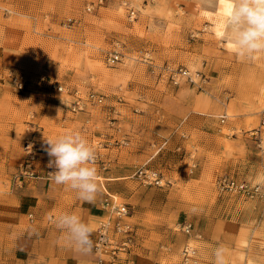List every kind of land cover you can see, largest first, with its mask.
<instances>
[{"label": "rangeland", "instance_id": "374dc122", "mask_svg": "<svg viewBox=\"0 0 264 264\" xmlns=\"http://www.w3.org/2000/svg\"><path fill=\"white\" fill-rule=\"evenodd\" d=\"M231 3L0 0L1 250L19 183L55 170L45 138L78 130L97 153L99 191L129 211L131 248L120 256L179 264L190 242L199 264H212L217 249L225 264H264V149L250 135L264 117V59L246 63L232 51L224 35ZM114 48L122 60L109 65ZM167 65L200 72L206 82L174 85ZM14 75L25 79L22 89ZM90 92L102 103L86 101ZM77 96L84 105L72 111ZM27 140L35 145L34 177L20 175ZM139 168L156 171L162 184H144L133 176ZM221 177L260 190H221Z\"/></svg>", "mask_w": 264, "mask_h": 264}, {"label": "crops", "instance_id": "0c3cea01", "mask_svg": "<svg viewBox=\"0 0 264 264\" xmlns=\"http://www.w3.org/2000/svg\"><path fill=\"white\" fill-rule=\"evenodd\" d=\"M17 192L8 206L5 225L9 228L3 233L0 264H108L107 259L99 262L94 250L85 255L69 246L55 219L62 211L77 213L92 226L95 243L101 222L112 219L102 203L106 193L114 196L111 191L100 189L95 199L87 202L76 194L67 196V186L42 175L24 179Z\"/></svg>", "mask_w": 264, "mask_h": 264}, {"label": "clouds", "instance_id": "9594fccd", "mask_svg": "<svg viewBox=\"0 0 264 264\" xmlns=\"http://www.w3.org/2000/svg\"><path fill=\"white\" fill-rule=\"evenodd\" d=\"M225 18V38L241 61L255 63L264 59V0H232ZM45 138V137H44ZM48 167L57 185L67 186L80 200L91 202L98 191L96 153L86 136L78 130H68L45 138ZM56 227L75 251L89 254L94 247L92 226L72 211H62L55 219ZM212 264H225L224 253L217 249Z\"/></svg>", "mask_w": 264, "mask_h": 264}, {"label": "built area", "instance_id": "2783aa9c", "mask_svg": "<svg viewBox=\"0 0 264 264\" xmlns=\"http://www.w3.org/2000/svg\"><path fill=\"white\" fill-rule=\"evenodd\" d=\"M100 2H102V0H98V3ZM86 8L90 10L91 6L87 5ZM133 15L134 11L129 8L128 16L130 18H133ZM106 60L109 65L120 62L122 60V53L118 49L114 48L110 52H108ZM164 70L168 75L169 81L174 85H177L182 81L197 88H202L204 83L206 82V78L200 72L190 71L184 66L173 67L167 65ZM11 80L14 85L18 87V89L23 88L25 79L22 75H14L11 77ZM53 87L58 90H62L63 88L62 86H57L56 84H53ZM85 98L86 101H89L92 104H101L103 100L102 95L93 92L88 93ZM85 100L77 96L76 100L73 102L71 110L78 111L82 109ZM221 121H224V118H221ZM250 135L258 139L260 142V148L264 149V117L260 119L259 125L250 132ZM117 143L123 144L127 142L122 139L120 142L118 141ZM24 151L25 157L24 163L21 167L20 175H24V177H34V161L36 158V151L33 141L27 140L25 142ZM133 176L139 178L144 184H162V179H160L156 171L139 168L134 171ZM218 187L221 190L233 189L247 194L257 193L260 190V188L257 186L248 187L246 182H238L228 177L219 178ZM102 203L103 207L109 212L112 219H108L106 221L101 222L98 228V238L94 243L93 250L98 255L99 262H104V260L107 259L108 264H134V261L128 258L127 256H120L121 253H123L124 255L129 253L131 248V238L129 236L131 227L128 221L126 220L129 215L127 206L125 205V203L116 202L114 196L108 193L104 197ZM111 228L115 232L125 235L123 240L118 241L117 239H113L109 234V230ZM182 230L188 235L191 234V224L185 222L182 225ZM199 263L200 261L197 248L190 242H186L180 250L179 264Z\"/></svg>", "mask_w": 264, "mask_h": 264}, {"label": "bare ground", "instance_id": "6f19581e", "mask_svg": "<svg viewBox=\"0 0 264 264\" xmlns=\"http://www.w3.org/2000/svg\"><path fill=\"white\" fill-rule=\"evenodd\" d=\"M221 23L220 22H214V24L212 25V29L214 31V33L217 35V36H220L221 34V27H220ZM190 67H193V65H189Z\"/></svg>", "mask_w": 264, "mask_h": 264}, {"label": "snow or ice", "instance_id": "6c2138e0", "mask_svg": "<svg viewBox=\"0 0 264 264\" xmlns=\"http://www.w3.org/2000/svg\"><path fill=\"white\" fill-rule=\"evenodd\" d=\"M230 47H231V45H230Z\"/></svg>", "mask_w": 264, "mask_h": 264}]
</instances>
